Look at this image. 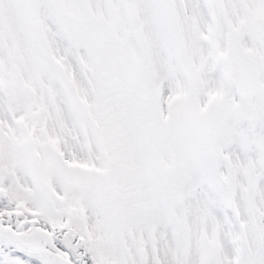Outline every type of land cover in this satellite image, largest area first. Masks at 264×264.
<instances>
[{
  "label": "snow or ice",
  "instance_id": "1",
  "mask_svg": "<svg viewBox=\"0 0 264 264\" xmlns=\"http://www.w3.org/2000/svg\"><path fill=\"white\" fill-rule=\"evenodd\" d=\"M0 264H264V0H0Z\"/></svg>",
  "mask_w": 264,
  "mask_h": 264
}]
</instances>
